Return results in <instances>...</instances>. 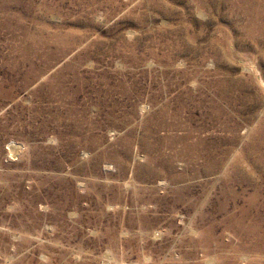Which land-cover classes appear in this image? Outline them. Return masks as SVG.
I'll list each match as a JSON object with an SVG mask.
<instances>
[{
    "label": "rangeland",
    "instance_id": "obj_1",
    "mask_svg": "<svg viewBox=\"0 0 264 264\" xmlns=\"http://www.w3.org/2000/svg\"><path fill=\"white\" fill-rule=\"evenodd\" d=\"M0 264H264V0H0Z\"/></svg>",
    "mask_w": 264,
    "mask_h": 264
}]
</instances>
